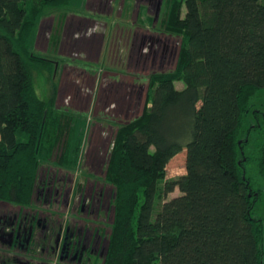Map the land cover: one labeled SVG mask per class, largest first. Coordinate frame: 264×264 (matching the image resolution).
Here are the masks:
<instances>
[{
	"label": "trees",
	"instance_id": "obj_1",
	"mask_svg": "<svg viewBox=\"0 0 264 264\" xmlns=\"http://www.w3.org/2000/svg\"><path fill=\"white\" fill-rule=\"evenodd\" d=\"M69 1L0 0V202L28 207L43 161L60 146L66 161L75 117L57 107L56 62L30 37ZM164 4L183 43L175 72L150 76L149 107L118 127L103 264H264V0ZM37 74L52 84L45 97ZM181 153L186 174L166 179Z\"/></svg>",
	"mask_w": 264,
	"mask_h": 264
},
{
	"label": "rangeland",
	"instance_id": "obj_2",
	"mask_svg": "<svg viewBox=\"0 0 264 264\" xmlns=\"http://www.w3.org/2000/svg\"><path fill=\"white\" fill-rule=\"evenodd\" d=\"M158 1L70 0L60 8L44 10L38 21L37 29L30 37V44L34 53L56 62V74L53 83L57 88V107L66 112L70 116L68 118L75 117L69 123L68 129L71 131L70 136L72 138L67 144V148L70 147V149L66 152V161L63 160L64 164H62L57 160L61 155L62 147L60 146L56 149L51 161H43L37 183L41 182L46 175L56 176L57 179H64V181H68L69 177H72L77 180V184L78 182L82 183L83 180L86 182L91 179V182L96 185L95 192L102 189L108 196L104 200V205L101 206V215L97 221L100 223L98 228L103 229L107 237L111 233L110 225L113 218V208L107 203L112 200L114 189L106 183V177L110 153L116 140L118 127L140 117L145 107H149L150 76L157 71L169 74L175 72L180 47L183 43L182 37L174 34L172 36L167 35L171 43L164 62L153 64L152 61H142L139 65L134 62L128 67V58L133 47L129 38V36L132 37V26L143 25V27L152 29L151 17L157 13ZM140 6L142 10L140 19L137 21L136 13L138 9H141ZM144 8H150L151 17ZM167 8L166 4H163L159 23L156 24V31L165 30V25L161 22L165 19ZM76 15L85 16L92 20L86 21L87 24L82 25L81 29H75L76 25H68L67 21L69 20L70 23L74 17H77ZM65 30L66 32L76 30L74 38L78 40H90L97 37L99 42L96 41V47L93 49L87 46L85 52H82L84 49L82 42H78L76 46L69 44L67 49ZM103 33L104 36H102ZM105 33L107 34L105 35ZM140 50L143 52L144 48L141 47ZM87 74L94 78L99 76L97 86L92 84V80H88L90 77ZM101 79L110 81L116 79L122 86L116 87L114 85V89L109 94L106 92L100 99ZM60 83L61 86H59ZM35 84L41 97L47 96L52 87L46 76L42 74L36 75ZM183 87L184 84L181 81L176 83L177 89L181 90ZM106 95L108 104L111 105L109 108L114 110L111 115L109 110L106 112L97 110V106L104 104L102 101L106 99ZM79 137L82 139L81 144L79 139L76 141ZM86 151L87 156L91 151L94 152V155L100 156L102 167H99L100 172L97 173L95 181L93 177L88 178L82 175L84 174L83 165L84 168L87 167L88 160L83 162ZM63 168H71L72 175L69 176L65 170H62ZM185 174V153H181L170 162L166 179L175 180ZM179 195L180 192L177 189L167 199ZM162 200L160 198V201ZM8 204L0 202V212L5 211L6 207L10 208L11 206ZM65 215H68L67 212L62 214L61 220L64 219ZM258 216L264 218V201ZM92 218L94 219L95 216ZM104 257L105 255L102 256L99 264L102 263Z\"/></svg>",
	"mask_w": 264,
	"mask_h": 264
},
{
	"label": "flooded vegetation",
	"instance_id": "obj_3",
	"mask_svg": "<svg viewBox=\"0 0 264 264\" xmlns=\"http://www.w3.org/2000/svg\"><path fill=\"white\" fill-rule=\"evenodd\" d=\"M163 4L164 0L162 9ZM141 10L142 7L137 10V21L140 19ZM145 10L151 17L150 8ZM161 12L158 17L157 13L151 17L152 29L143 25L132 26V37L129 38L133 47L129 54L128 67L134 62L139 65L142 61H152L155 64L166 60L165 56L171 43L168 36L173 34H169L166 29L156 31ZM95 40V37L91 39L92 42ZM141 47L144 48L143 52L140 50ZM87 75L90 77L88 80H92V84L97 86L99 76L94 78L90 74ZM100 85V99L106 92L109 94L114 85L122 86L116 79L114 81L101 79ZM102 103L104 104L97 106V110L100 112L109 110L111 115L114 110L109 108L111 105L108 104L107 95ZM93 153L91 151L87 156L86 151L83 162L86 159L88 161L87 167L84 168L83 165L82 175L93 177L95 181L102 165L100 156ZM62 170L69 176L72 175L71 168ZM76 181L72 177L64 181L57 179L56 176L46 175L37 184L33 200L28 207L7 203L11 207H6L5 211L0 212V264H99L102 256L106 257L110 235L107 237L105 231L98 228L100 223L97 221L101 215V206L108 196L102 189L95 192L96 185L91 179L78 184ZM112 200L107 203L108 206L112 207ZM66 212L68 215L61 220L62 214Z\"/></svg>",
	"mask_w": 264,
	"mask_h": 264
},
{
	"label": "crops",
	"instance_id": "obj_4",
	"mask_svg": "<svg viewBox=\"0 0 264 264\" xmlns=\"http://www.w3.org/2000/svg\"><path fill=\"white\" fill-rule=\"evenodd\" d=\"M102 9V8H101ZM77 16V15H76ZM88 20H92L91 18H87V17H85V16H77V17H74L71 21H70V23H69V20L67 21V24L68 25H72V24H75L76 25V28L75 29H81V26L82 25H86L87 24V22L86 21H88ZM67 27V26H66ZM66 29V28H65ZM75 31L76 30H73V31H69V32H66V30L64 31V33H65V37L67 36V42H66V44H67V49L69 48V46L71 45V44H73L74 46H76V44L78 43V42H88V43H82V46H83V50H82V52H85L86 50V47L88 46L89 48H94V47H96V43L97 42H99V40L97 41V37L95 38L96 40H95V42H92L91 41V39L89 40V39H82V40H78L77 38H74V35H75ZM107 33H105V35H106ZM102 36H104V33L102 34ZM97 41V42H96ZM102 41V40H101ZM70 44V45H69ZM85 44V45H84ZM69 45V46H68ZM101 49H102V47H101ZM62 78V77H61ZM59 86H61V83H60V85Z\"/></svg>",
	"mask_w": 264,
	"mask_h": 264
},
{
	"label": "water",
	"instance_id": "obj_5",
	"mask_svg": "<svg viewBox=\"0 0 264 264\" xmlns=\"http://www.w3.org/2000/svg\"><path fill=\"white\" fill-rule=\"evenodd\" d=\"M162 3H163V0H160V1H159V4H158L157 17L159 16V14H160V12H161V9H162Z\"/></svg>",
	"mask_w": 264,
	"mask_h": 264
}]
</instances>
